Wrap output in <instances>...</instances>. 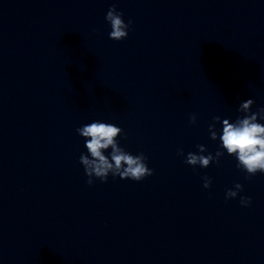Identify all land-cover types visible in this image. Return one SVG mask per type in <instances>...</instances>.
<instances>
[{"label":"clouds","instance_id":"1","mask_svg":"<svg viewBox=\"0 0 264 264\" xmlns=\"http://www.w3.org/2000/svg\"><path fill=\"white\" fill-rule=\"evenodd\" d=\"M105 20L110 24L111 31L109 38L112 40H124L129 35L132 20L126 23L123 19V12L118 11L115 4L109 8ZM253 99H247L240 103L238 111L244 113L238 116L234 122L230 119L222 120V134L216 129V123L220 122L219 116L213 117L214 123L209 125L210 139L219 140V149L213 155L207 152L204 145H197L198 153L189 152L185 163L193 166L207 168L213 162L219 164L220 158L225 151L228 155L234 156L237 160V167L247 173L246 179L255 176L258 172L264 173V107L252 112ZM197 121L196 114H190L189 124L194 125ZM77 134L85 141L86 153H81L80 163L88 177L86 183L91 186L95 179L107 182L109 175L113 178L130 179L142 181L153 175L154 170L148 167L147 157L143 153L133 155L119 145L118 137L125 135L123 129L114 123L101 122L99 120L84 124L76 129ZM111 149L108 155L105 152ZM177 155L183 156L184 150L178 149ZM203 187L211 186V179L203 177ZM243 191V185L237 183L234 188L226 190L225 198L234 199ZM252 198L240 197L242 207H248Z\"/></svg>","mask_w":264,"mask_h":264}]
</instances>
